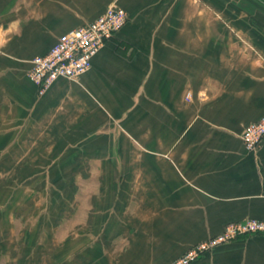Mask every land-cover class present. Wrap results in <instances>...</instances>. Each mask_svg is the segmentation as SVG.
Returning <instances> with one entry per match:
<instances>
[{
  "label": "crops",
  "instance_id": "crops-1",
  "mask_svg": "<svg viewBox=\"0 0 264 264\" xmlns=\"http://www.w3.org/2000/svg\"><path fill=\"white\" fill-rule=\"evenodd\" d=\"M111 6L90 69L40 94L31 59ZM262 115L264 0H0V264H171L264 218ZM190 264H264V233Z\"/></svg>",
  "mask_w": 264,
  "mask_h": 264
},
{
  "label": "built area",
  "instance_id": "built-area-1",
  "mask_svg": "<svg viewBox=\"0 0 264 264\" xmlns=\"http://www.w3.org/2000/svg\"><path fill=\"white\" fill-rule=\"evenodd\" d=\"M121 6L107 8L94 20L62 35L49 51L31 59L28 77L38 85L42 94L58 78L73 79L88 71L93 57L128 21ZM190 93L186 98L189 99ZM245 147L256 150L264 140V115L246 126L241 134ZM264 233V218H246L231 222L218 234L192 245L171 264H190L200 255L227 243L238 236Z\"/></svg>",
  "mask_w": 264,
  "mask_h": 264
}]
</instances>
